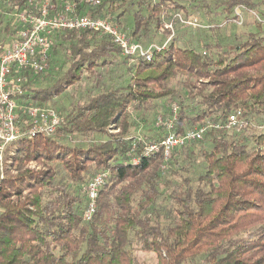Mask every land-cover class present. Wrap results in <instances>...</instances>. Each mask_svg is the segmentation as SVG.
I'll use <instances>...</instances> for the list:
<instances>
[{"label": "trees", "instance_id": "16d2710c", "mask_svg": "<svg viewBox=\"0 0 264 264\" xmlns=\"http://www.w3.org/2000/svg\"><path fill=\"white\" fill-rule=\"evenodd\" d=\"M74 1L143 45H163L169 23L174 32L147 61L122 55L105 32L53 30L44 69L12 70L22 78L13 95L21 123L27 106H44L81 79L90 87L55 108L62 121L53 134L6 145L0 264H145L137 252L153 253L156 264H264V29L255 19L256 31L232 44L211 38L196 47L181 45L177 28V14L195 11L233 25L237 7L260 13L264 0H101L94 8ZM28 8L29 0H0V54L18 26L7 14ZM162 100L169 112L178 107L175 134L222 122L237 108L249 125L210 129L166 159L161 151L144 155L164 129L156 115L137 131L130 112H158ZM99 172L107 177L85 220L84 187Z\"/></svg>", "mask_w": 264, "mask_h": 264}, {"label": "built area", "instance_id": "2783aa9c", "mask_svg": "<svg viewBox=\"0 0 264 264\" xmlns=\"http://www.w3.org/2000/svg\"><path fill=\"white\" fill-rule=\"evenodd\" d=\"M100 2L101 0H80V3L91 8L97 7ZM29 6L31 8L11 14L14 24L18 26H15L10 41L0 54V165L6 145L23 137L53 134L62 121L54 107L30 105L26 108V119L21 123L17 115L19 105L13 97L14 94L21 93L17 83L22 78L19 76L14 80L11 76L12 70L31 69L39 72L44 69L52 43L53 30L92 29L105 32L117 46L119 45L122 55L129 57L130 60L133 57H142L147 61L151 59L152 52L162 48L174 32L173 24L169 23L166 26L171 30V34L163 45H143L131 41L109 18L77 11L78 5L74 0L64 3L62 7L57 6L53 0H29ZM234 12L235 22L238 24L244 21L243 13L256 15L255 12L243 7H237ZM177 18L181 23L189 26L200 25L195 18L184 19L181 14H177ZM257 20L261 22L260 19ZM176 106L174 104L170 106L168 116L156 117L154 125L163 128L164 133L159 140L144 144L141 148L144 155L161 151L166 159L176 147L179 148L191 140L202 139L205 132L210 129L240 132L249 125L242 115V110L237 108L222 122L205 120L198 126L175 134L174 125L178 111ZM259 128L264 131V123L260 124ZM106 177L105 172H99L84 187L87 198L83 214L85 220H89L95 212L98 190Z\"/></svg>", "mask_w": 264, "mask_h": 264}, {"label": "rangeland", "instance_id": "374dc122", "mask_svg": "<svg viewBox=\"0 0 264 264\" xmlns=\"http://www.w3.org/2000/svg\"><path fill=\"white\" fill-rule=\"evenodd\" d=\"M258 1V0H255ZM255 14L251 13H243L245 16L244 21L242 23L235 22L232 24H222L221 16L217 14H204L201 11H195L188 15V17H184V19H196L198 26H189L188 24H183L179 22L177 28H179V40L178 42L181 45H194L198 46L199 41L204 42L210 40L211 38L219 40L223 45L232 44L234 42L235 35H241L247 31H256L254 20L257 18L261 20V27L264 29V8L261 9L260 13L255 12ZM8 17H11L10 23H15L14 18L11 14H7ZM130 17H123L124 23H129L131 20ZM191 27V28H190ZM159 36V35H158ZM159 42L161 37L156 39ZM9 39L6 41L8 42ZM8 44V43H7ZM6 46V45H5ZM61 61H59L60 63ZM66 68V67H65ZM64 66H62L61 70H65ZM53 72V76H57L55 71ZM171 86L181 94V96H185V90L181 88V82L177 83L176 79L172 82ZM90 87V80L81 79L79 83L69 86L64 92L60 93L56 97L53 98L51 102L46 103L44 106H51L56 109H59L61 106H67L68 102L71 100H76L81 97L85 90ZM186 97V96H185ZM171 102L162 100L160 101L161 107L157 109L158 112L151 111H131L130 115L132 116V121L135 123V128L137 131H144L148 122L152 121L155 116H168L169 115V105ZM156 116V117H157ZM139 258H141L145 264H156V259L153 253L150 252H137Z\"/></svg>", "mask_w": 264, "mask_h": 264}]
</instances>
